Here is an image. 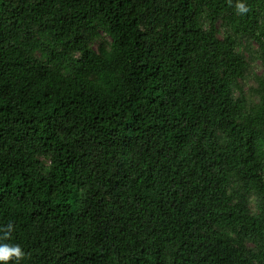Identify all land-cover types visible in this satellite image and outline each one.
I'll list each match as a JSON object with an SVG mask.
<instances>
[{
	"label": "trees",
	"instance_id": "16d2710c",
	"mask_svg": "<svg viewBox=\"0 0 264 264\" xmlns=\"http://www.w3.org/2000/svg\"><path fill=\"white\" fill-rule=\"evenodd\" d=\"M5 244L264 264V0H0Z\"/></svg>",
	"mask_w": 264,
	"mask_h": 264
},
{
	"label": "clouds",
	"instance_id": "9594fccd",
	"mask_svg": "<svg viewBox=\"0 0 264 264\" xmlns=\"http://www.w3.org/2000/svg\"><path fill=\"white\" fill-rule=\"evenodd\" d=\"M236 7L237 10L241 13L247 11V8L243 3H238ZM13 255H15L18 260L23 256V252L18 245L17 246H9L6 244L0 245V262L9 260Z\"/></svg>",
	"mask_w": 264,
	"mask_h": 264
}]
</instances>
